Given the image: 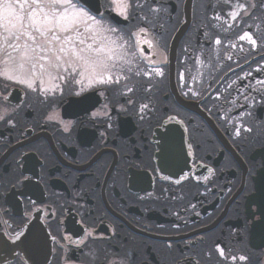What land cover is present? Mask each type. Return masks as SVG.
<instances>
[{
  "label": "flooded vegetation",
  "instance_id": "1",
  "mask_svg": "<svg viewBox=\"0 0 264 264\" xmlns=\"http://www.w3.org/2000/svg\"><path fill=\"white\" fill-rule=\"evenodd\" d=\"M87 5L112 83L0 76V264H264V0Z\"/></svg>",
  "mask_w": 264,
  "mask_h": 264
},
{
  "label": "snow or ice",
  "instance_id": "2",
  "mask_svg": "<svg viewBox=\"0 0 264 264\" xmlns=\"http://www.w3.org/2000/svg\"><path fill=\"white\" fill-rule=\"evenodd\" d=\"M114 2L127 6V0ZM106 31L115 29L103 28L87 0H0V52L8 56L10 70L29 77L39 68L42 75L51 77L54 72L79 83L75 77L87 71L100 84L112 83L109 74L116 67V53L109 43L115 42L103 35Z\"/></svg>",
  "mask_w": 264,
  "mask_h": 264
},
{
  "label": "rangeland",
  "instance_id": "3",
  "mask_svg": "<svg viewBox=\"0 0 264 264\" xmlns=\"http://www.w3.org/2000/svg\"><path fill=\"white\" fill-rule=\"evenodd\" d=\"M10 62H8V56L6 55V53L4 52H0V76L4 77L5 79H8L10 81H13L14 83H18V84H22V85H27L28 86V81L30 79L31 84L35 83V80H42V78H45V80L49 81L45 83H48L49 85L52 86H56L57 85V78L55 73L53 72L52 76H48L46 74L43 75V77H33V75L31 77H29L26 74H23L20 71H12L10 70V66H9ZM62 71V70H61ZM42 69L37 68L36 73L35 74H39V76H42ZM8 77H12L11 79H9ZM24 80V83H21L19 81ZM44 83V82H41Z\"/></svg>",
  "mask_w": 264,
  "mask_h": 264
},
{
  "label": "water",
  "instance_id": "4",
  "mask_svg": "<svg viewBox=\"0 0 264 264\" xmlns=\"http://www.w3.org/2000/svg\"><path fill=\"white\" fill-rule=\"evenodd\" d=\"M261 179H263L262 178V174H261V176L257 179V181H258V187H257V192H256V197H257V199H258V202H259V205H261V202H262V188H261V186H262V184H261ZM49 253V252H48ZM49 258H50V253L48 254V260H49ZM9 261H7L6 263H4V264H7Z\"/></svg>",
  "mask_w": 264,
  "mask_h": 264
}]
</instances>
